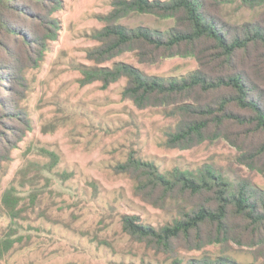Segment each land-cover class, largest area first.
<instances>
[{
    "label": "rangeland",
    "instance_id": "1",
    "mask_svg": "<svg viewBox=\"0 0 264 264\" xmlns=\"http://www.w3.org/2000/svg\"><path fill=\"white\" fill-rule=\"evenodd\" d=\"M62 1V8L53 13L60 22L58 37L48 42L39 66L24 68L19 83L6 81L0 86V111L16 105L31 126L9 157H0V264H171L174 257L188 264L218 256H230L240 264H264V224L253 230L243 216L230 214L226 238L205 242L200 248H196L194 232L188 240L182 235L174 238L172 252L130 236L122 229V215H137L142 223L158 228L200 204L211 205V194L175 192L161 203L156 199L158 190L151 195L147 190L139 192L129 173L113 168L131 152L162 173L174 167L193 170L211 165L229 181L247 178L264 192V155L254 168L239 160L242 153L264 141V132H247L246 126L232 123L221 129L218 138L187 148L169 147L165 145L168 132L186 117L175 112L176 103L137 107L121 94L126 78L106 88L100 81L82 85L78 70L82 65L117 62L163 77H182L196 69L209 76L235 70L257 93L264 89V57L260 55L264 47L239 51L232 65L213 59L208 50L198 57L173 56L154 62L140 61L135 51H125L97 64L86 57V51L99 44L89 35L103 25L98 16L111 9V0ZM205 1L207 11L228 37L247 26L264 27V6L250 9L240 5V0L219 5ZM119 22L157 31L176 25L171 18L151 14H131ZM15 53L21 56L23 49ZM23 57L19 64L24 63ZM14 61L0 51L1 64ZM226 93L197 91L181 99L204 105ZM7 189L15 195L13 214L2 204ZM212 230L202 225L201 240L206 241ZM6 241L10 245L5 249Z\"/></svg>",
    "mask_w": 264,
    "mask_h": 264
},
{
    "label": "trees",
    "instance_id": "2",
    "mask_svg": "<svg viewBox=\"0 0 264 264\" xmlns=\"http://www.w3.org/2000/svg\"><path fill=\"white\" fill-rule=\"evenodd\" d=\"M224 1L211 2L219 5ZM62 4V0H0V51L15 59L12 65L0 63V86L6 81L13 85L19 83V78H24V68L39 66L48 42L58 37L60 22L53 13L61 9ZM240 5L253 9L264 6V0H240ZM110 6L107 13L98 16L103 25L89 35L99 44L88 49L86 57L97 64L125 51H135L140 61L154 62L173 56L198 57L208 50L213 59H221L223 64L232 65L239 51L249 53L251 47H264L263 26H247L242 32L228 37L215 17L207 11L205 0H111ZM131 14L171 18L176 25L166 31H157L145 25L129 27L119 22ZM19 48L23 49L24 55V63L21 64L18 61L22 60L23 55L15 53ZM260 55L264 57V49ZM7 69L10 72L5 73ZM78 70L81 74L79 83L82 85L100 81L102 88H106L126 78L127 83L121 94L137 107L176 103L175 112H181L186 117L174 131L168 132L166 146L187 148L206 139L218 138L223 134L221 129L232 123L246 126L247 132H264V89L254 93L239 71L209 76L201 69H196L182 77H163L147 75L126 62H117L112 66L82 65ZM216 90L229 93L219 96L214 103L204 105L181 99L193 92ZM3 100L7 98L3 97ZM231 107L243 110L245 114ZM10 108L0 111V157L5 159L22 140L25 130L31 127L25 112L18 110L16 105ZM263 155L264 141H261L253 150L242 153L239 160L254 168ZM113 168L118 173H129L137 181L136 189L139 192L147 190L151 195L158 190L156 199L161 203L175 192L211 194V205L200 204L158 228L142 223L137 215H122L121 224L125 232L136 239L146 240L164 252H172L174 238L182 235L188 240L192 232L198 241L195 243L196 248L205 242L225 239L230 214L245 217L253 230L264 224V192L247 178L231 182L211 165L193 170L174 167L162 173L153 163L131 152L124 162L117 163ZM14 199L11 189L4 191L2 204L11 214L14 213ZM202 225H210L213 229L206 241L201 240ZM6 242L5 249L10 245L9 241ZM171 264H181V259L174 257ZM188 264L240 263L230 256H218L212 260L205 257Z\"/></svg>",
    "mask_w": 264,
    "mask_h": 264
}]
</instances>
